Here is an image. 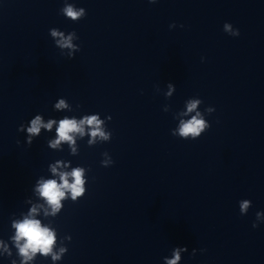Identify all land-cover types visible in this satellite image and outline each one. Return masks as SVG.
Segmentation results:
<instances>
[{"label": "clouds", "instance_id": "1", "mask_svg": "<svg viewBox=\"0 0 264 264\" xmlns=\"http://www.w3.org/2000/svg\"><path fill=\"white\" fill-rule=\"evenodd\" d=\"M149 2L155 3L156 0H149ZM63 12L67 17L71 18L74 21L85 15V10L83 8L77 11L71 5L66 6L63 9ZM181 27H183V25H181ZM223 30L234 37L240 35L239 29H233L230 23H225L223 25ZM52 35L54 37H61V39L57 41V44L60 47H73V45L71 44V36L65 39L63 38V34L57 32L56 30H52ZM171 87L172 86L169 85L170 89ZM170 94L171 93L169 92V95ZM200 103V100L189 101L187 103V112L191 113L195 111ZM65 107H67V105L63 100H60L59 103L56 104L57 109H63ZM207 111L211 113L212 111H214V109L208 108ZM54 123H56L55 120H49L47 123H44L41 116L37 115L34 119L31 120V125L27 128V132L30 134V137L35 136L40 133L41 128L50 130ZM100 124L101 121L95 115L86 116L79 122L75 119L64 118L59 121V125L57 128V139L52 142L51 146L56 147L61 143V141H68L69 143L74 144V137L71 134L79 133L80 135H83L84 125L92 126L90 134L93 138L99 136L103 139H108L107 135L101 130ZM209 127L210 125L203 119L201 113L196 112V115L192 116L191 119L187 121L182 120L180 122L178 134L182 138L187 139L188 137H191L192 140H196L198 137H200L201 133ZM91 142L92 141H90V143ZM52 171L55 173L56 167H53ZM82 175L83 169L76 168L70 173H60L61 183H57L56 180H48L42 181L39 184L37 191L51 206L53 215H55V213L61 207L60 201L66 195L65 190L71 192L73 200L83 194L84 180L82 179ZM69 176L73 178L72 183H69ZM249 207V200L242 201L240 203L241 214L246 213ZM36 211L37 209L34 207L31 210L29 216H26L22 221L13 224V227H15L16 229L14 240L16 241V245L19 249V254L24 259V264H27V261L31 260L37 252L41 253L44 256H48L49 254H51L53 260L60 258L58 254L53 252V245L55 244L56 240L55 233L48 227L42 226L40 220L32 218L35 215ZM255 215L257 220H259V218L264 215V213L257 212ZM252 226L253 228H255L258 226V224L254 222ZM20 241H24V243L21 244ZM60 251L61 253H63L65 249H61ZM181 251H186V249L176 248L173 252V258L167 260L166 264H177V262L181 259ZM193 251L195 252V250ZM203 251H205V249H201V252Z\"/></svg>", "mask_w": 264, "mask_h": 264}]
</instances>
